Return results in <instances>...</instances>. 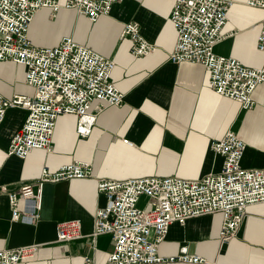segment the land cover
Here are the masks:
<instances>
[{
  "label": "crops",
  "instance_id": "obj_1",
  "mask_svg": "<svg viewBox=\"0 0 264 264\" xmlns=\"http://www.w3.org/2000/svg\"><path fill=\"white\" fill-rule=\"evenodd\" d=\"M230 1L234 5L223 30L229 36L215 52L247 67L264 69V52L257 49L264 11L248 7L246 0ZM172 5L173 0H122L95 23L66 9L56 19L50 18L48 10L36 15L29 32L36 46H55L70 36L109 57L116 64L111 82L125 94V101L121 107H106L98 113L87 137L78 133V117H59L52 152L34 150L26 159L9 156L7 149L27 112L7 111L0 127V250L40 245L35 258L19 264L107 263L113 248L111 237L93 236L96 212L107 203L97 190L99 179L196 180L219 173L223 158L210 146L228 131L246 144L242 167L264 168V84L254 91L255 107L245 111L238 102L212 90L202 65L173 64L170 55L176 34L169 20ZM129 23L138 25L141 36L155 47L152 53L142 57L131 54L130 38H121ZM20 70L15 64L0 63V94L10 98L32 93L25 83L18 90L16 82L24 80L22 71L18 78ZM124 139L132 146L124 144ZM74 161L90 163L93 177L46 183L39 220L33 224L11 220L9 193L35 185L44 167L56 171ZM147 204L148 198L142 197L138 206L146 208ZM68 220H80L85 237L57 242V224ZM221 224L220 213L190 219L183 226L173 224L158 253L165 257L187 253L214 264H264V203L248 207L237 236L227 245L219 241Z\"/></svg>",
  "mask_w": 264,
  "mask_h": 264
},
{
  "label": "built area",
  "instance_id": "obj_2",
  "mask_svg": "<svg viewBox=\"0 0 264 264\" xmlns=\"http://www.w3.org/2000/svg\"><path fill=\"white\" fill-rule=\"evenodd\" d=\"M122 0H0V63L24 68V83L31 94H0V127L9 109H22L27 117L12 136L7 154L26 159L34 150L52 152L59 117H78V133L87 137L106 107H121L125 101L112 82L115 62L94 50L64 37L57 45L39 47L29 32L36 15L50 12L56 19L62 9L76 11L91 23L108 15ZM234 3L230 0H173L170 23L176 43L170 55L173 64L202 65L209 74L212 90L234 100L245 111L255 107L256 88L264 84V69L250 68L233 57L216 54L215 47L226 37L223 30ZM250 8L264 11V0H246ZM129 37L131 54L147 56L155 47L140 34L136 24H127L121 38ZM257 49L264 52V20L257 37ZM96 111L91 115V111ZM123 143L132 146L128 139ZM223 158L222 170L201 179L143 177L124 180L99 179L97 190L105 195L106 206L96 212L93 236L109 235L113 248L106 264H214L207 259L182 253L161 256L159 245L171 225H185L193 218L222 215L221 245L237 236L251 205L264 203V168L245 169L242 159L246 144L228 131L210 146ZM93 177V167L74 161L56 171L44 167L35 185H25L8 194L11 220L33 224L40 218L46 183ZM148 198L146 208L138 206ZM57 242L83 239L82 222L57 224ZM40 245L0 250V264H19L36 257ZM88 261V259H87Z\"/></svg>",
  "mask_w": 264,
  "mask_h": 264
},
{
  "label": "rangeland",
  "instance_id": "obj_3",
  "mask_svg": "<svg viewBox=\"0 0 264 264\" xmlns=\"http://www.w3.org/2000/svg\"><path fill=\"white\" fill-rule=\"evenodd\" d=\"M21 71H22V75H24V68H22L21 67V70L20 71H18V78H20V76H21ZM16 86H17V88H18V90H20L19 89V87H21V86H23L24 87V80H22V78H20L17 82H16ZM15 87V85L13 86V88ZM31 89V88H30ZM32 90V89H31ZM22 91H26V88H23V90Z\"/></svg>",
  "mask_w": 264,
  "mask_h": 264
},
{
  "label": "bare ground",
  "instance_id": "obj_4",
  "mask_svg": "<svg viewBox=\"0 0 264 264\" xmlns=\"http://www.w3.org/2000/svg\"><path fill=\"white\" fill-rule=\"evenodd\" d=\"M63 17H65V19L68 20V17H67V16H63ZM32 25H33V24H32ZM32 25H31V26H32Z\"/></svg>",
  "mask_w": 264,
  "mask_h": 264
}]
</instances>
